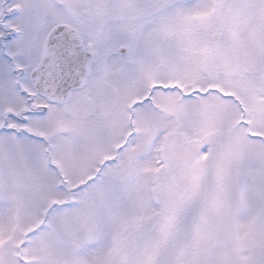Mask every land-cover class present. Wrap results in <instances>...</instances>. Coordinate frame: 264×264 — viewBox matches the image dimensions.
Returning <instances> with one entry per match:
<instances>
[{
	"label": "snow or ice",
	"instance_id": "snow-or-ice-1",
	"mask_svg": "<svg viewBox=\"0 0 264 264\" xmlns=\"http://www.w3.org/2000/svg\"><path fill=\"white\" fill-rule=\"evenodd\" d=\"M0 264H264V0H0Z\"/></svg>",
	"mask_w": 264,
	"mask_h": 264
}]
</instances>
